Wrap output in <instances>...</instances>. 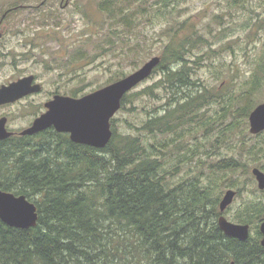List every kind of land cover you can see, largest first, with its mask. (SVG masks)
Instances as JSON below:
<instances>
[{
	"label": "trees",
	"instance_id": "trees-1",
	"mask_svg": "<svg viewBox=\"0 0 264 264\" xmlns=\"http://www.w3.org/2000/svg\"><path fill=\"white\" fill-rule=\"evenodd\" d=\"M193 26L169 30L154 70L162 78L122 100L124 109L133 95L167 92L164 107L136 127L140 133L118 132L113 117L105 148L76 143L54 128L0 141V189L26 195L39 212L37 226L28 229L0 219V264H259V245L212 226L223 188L218 171L232 160L207 165V156L225 147L247 151L264 59L256 62L248 90L214 94L191 77L187 55L204 42ZM71 94L83 95V88ZM210 105L218 109L206 114ZM187 132L197 141L188 148Z\"/></svg>",
	"mask_w": 264,
	"mask_h": 264
},
{
	"label": "rangeland",
	"instance_id": "rangeland-1",
	"mask_svg": "<svg viewBox=\"0 0 264 264\" xmlns=\"http://www.w3.org/2000/svg\"><path fill=\"white\" fill-rule=\"evenodd\" d=\"M103 1L70 0L64 5L61 0H0V20L4 19L0 86L29 74H35L43 85L39 93L0 106L9 129L27 128L56 92L72 95L71 91L83 88L84 95L111 83V78H116L114 82L138 70L162 54L169 30H179L182 24L194 25L193 30L204 37L203 44L187 57L191 77L214 94L248 90L256 62L264 59V0H242L240 6L237 0H108L112 17L111 9L100 7ZM161 74L153 72L130 93L153 86ZM154 92L133 95L132 103L117 112L118 132L140 133L136 127L142 126L152 110L164 107L167 92ZM254 94L260 97L258 103L264 102V88ZM217 107L206 106L203 111L214 113ZM192 138L187 132L182 139L187 148L197 143ZM234 144L238 137L232 148ZM234 152L225 147L223 154ZM248 189L243 198L253 199Z\"/></svg>",
	"mask_w": 264,
	"mask_h": 264
},
{
	"label": "water",
	"instance_id": "water-1",
	"mask_svg": "<svg viewBox=\"0 0 264 264\" xmlns=\"http://www.w3.org/2000/svg\"><path fill=\"white\" fill-rule=\"evenodd\" d=\"M161 62V56L155 55L133 73L111 82L82 96L56 94L46 103L48 108L34 119L33 124L20 132L21 135H34L47 128L54 127L59 132L70 133L72 141L106 147L113 136L111 119L122 107L124 96L152 75ZM43 85L34 74L26 75L0 87V106L14 103L22 98L38 93ZM250 131L258 133L264 130V102L259 103L249 115ZM8 118H0V141L14 134L7 127ZM259 187L264 188V172L254 170ZM234 191H227L221 202L224 208L233 200ZM0 219L9 226L28 229L38 224L39 212L35 202L26 195H17L0 189ZM220 225L226 235L246 239L249 236L247 225H237L220 219ZM264 230V223L262 224ZM264 244V241H263ZM232 264H235L234 262Z\"/></svg>",
	"mask_w": 264,
	"mask_h": 264
},
{
	"label": "flooded vegetation",
	"instance_id": "flooded-vegetation-1",
	"mask_svg": "<svg viewBox=\"0 0 264 264\" xmlns=\"http://www.w3.org/2000/svg\"><path fill=\"white\" fill-rule=\"evenodd\" d=\"M61 1L64 5H67L70 2V0H66V2L64 0ZM110 9H111V4H109L106 7V10H110ZM110 11H111V15H113L114 11L112 9ZM5 15L6 14H4V16ZM3 20L4 19L0 20V28L3 23ZM56 94H60V93L58 92L54 93L51 99H53V97ZM51 99H49V101ZM47 102L48 101H46L44 104V110H40V113L37 117H39L41 114L47 111L48 109L46 107ZM1 117L2 116H0V118ZM248 123H249L248 126L249 132L247 139H245L246 140L245 149H247V151L238 148L235 150L234 154L232 155L231 154L224 155L223 153L210 152L207 156V165L216 164L217 163L216 161H219L220 159L225 160L227 158H230L232 160V162H230L229 165L223 163L220 166V168L223 170L218 171V174L222 177L223 188L220 191L221 195L218 198L215 211L212 212L211 214V218H213L212 226L217 227L224 234L226 233L220 225L221 217H224L227 221L237 225H247L249 229V236L246 239H240L238 237L229 236V235L228 236L233 237L239 241H245L247 239H251V242L254 246L256 245L258 247L259 245L261 248L260 249L258 248V251L260 252V255H258L259 256L258 262L259 264H264V244H263L264 230L262 228V224L264 223V188L259 187V181L257 179V175L254 172L255 169H259L260 171L264 172V130L258 133H252L250 131L249 118H248ZM32 124L33 122L29 126H31ZM50 128H54V127L52 126ZM11 131H13L14 134H19L21 132L14 130ZM62 133H66V132H62ZM66 134L70 138V133H66ZM248 187H251L252 189L251 192L254 195L253 199L243 198V195L249 192ZM229 190L234 191L233 200L229 204H227L224 208H221V202L224 199L227 191Z\"/></svg>",
	"mask_w": 264,
	"mask_h": 264
},
{
	"label": "bare ground",
	"instance_id": "bare-ground-1",
	"mask_svg": "<svg viewBox=\"0 0 264 264\" xmlns=\"http://www.w3.org/2000/svg\"><path fill=\"white\" fill-rule=\"evenodd\" d=\"M252 111V110H251Z\"/></svg>",
	"mask_w": 264,
	"mask_h": 264
}]
</instances>
